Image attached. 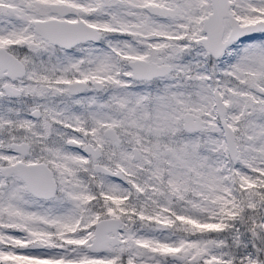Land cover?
Segmentation results:
<instances>
[{
    "label": "snow or ice",
    "instance_id": "1",
    "mask_svg": "<svg viewBox=\"0 0 264 264\" xmlns=\"http://www.w3.org/2000/svg\"><path fill=\"white\" fill-rule=\"evenodd\" d=\"M0 264H264V0H0Z\"/></svg>",
    "mask_w": 264,
    "mask_h": 264
}]
</instances>
